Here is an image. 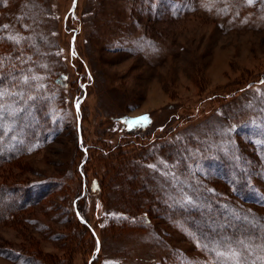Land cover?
<instances>
[{"label": "rangeland", "instance_id": "1", "mask_svg": "<svg viewBox=\"0 0 264 264\" xmlns=\"http://www.w3.org/2000/svg\"><path fill=\"white\" fill-rule=\"evenodd\" d=\"M1 36L41 57L23 77L56 130L0 91L2 137L25 135L0 167L20 205L0 210V264H90L77 199L91 264H264V0H4ZM143 114L149 142L118 122Z\"/></svg>", "mask_w": 264, "mask_h": 264}, {"label": "trees", "instance_id": "2", "mask_svg": "<svg viewBox=\"0 0 264 264\" xmlns=\"http://www.w3.org/2000/svg\"><path fill=\"white\" fill-rule=\"evenodd\" d=\"M3 1L4 0H0V5L3 4ZM0 40H1L0 48H3V50L0 51V91L12 92V93L16 92L18 95L17 97H20L21 100L24 102L23 108L21 109V115L24 116L29 122L34 123V121L35 122L37 121L39 125L41 126V132L53 133L56 130L55 123L53 124L51 122V119L48 118L47 109L46 108L44 109L42 106V104H44L45 101L42 100L43 96L41 94V91L38 89V85L35 84L34 81H32V79H30L31 77H29V75L31 74H29L26 78L23 77L24 74L27 75L29 71H33L38 67V63L41 60V57H38V53L34 51L31 44H27L26 47L22 45L23 47L22 49L20 46H11V44L8 43L9 39L6 38L5 36H1ZM34 53L36 54L34 55ZM42 56L44 57V55ZM63 79H64V75L60 74L56 79V83L60 84V82L63 81ZM260 79L262 80V77H260ZM86 94H87V88L85 84L84 83L82 84V81H80L78 84V88L76 92L74 93V98L72 100V104H74L73 105L74 111L79 112L81 101L86 96ZM38 109L41 110L42 112V115L40 114L41 118L39 120H37L38 119V111H37ZM144 116L147 117V121L139 119ZM79 120H81L80 117H79ZM118 120H119L118 122L122 125L125 132L132 131V130H143L145 131L144 132L145 136H147V138H145L144 140L146 142H149L152 140V138H149L150 132L147 129L153 123V120L150 119L146 114L136 116L134 118H126L125 116H121ZM12 123H13L12 127H14L15 124H18L20 128L22 126L20 122L18 123L17 119L16 121H13ZM26 123L28 122L26 121ZM163 128L164 127H162V129ZM162 129L159 131V133L161 134L165 132V131L162 132ZM2 133L3 132L0 129V167L2 164L12 162L13 159L18 158L23 153L24 147H25V142H23L25 135L23 138H21L19 135L23 133L22 128L18 132L19 134L10 133V134H7L6 137L4 138L2 137ZM11 136H14V138L12 140H9ZM18 138H20V140H18ZM33 138L34 136L31 135L26 141L30 142ZM11 145H16L15 147L13 146L15 149H13ZM7 147L12 148L13 150H9ZM149 152H151V149L149 150ZM167 152L170 153V150H167ZM140 159H142V157ZM99 186H100L99 181H96V180L92 181L91 184L89 183L88 185V193L90 192L91 194H94L96 189H98ZM26 187H28L29 189L24 188L23 190L25 193L21 195V197H23L21 199V202H24V205L25 203L27 204L30 203L28 197H30L32 193L30 192L32 187L30 188L29 185ZM17 190H18L17 185L8 186L3 183H0V210L2 212H5V210L7 209L6 207L13 209V210H16L20 207V205H16L14 202L10 201L9 203H5L2 200V194L4 192L6 191L17 192ZM139 190H141L139 192L140 193L139 195H141L142 192L146 191V186H143V187L141 186ZM32 191L36 192L33 189ZM146 192L148 193V191ZM36 194L37 192L32 194V196H34L33 198H31L32 200H35L37 196ZM38 194H41V192ZM147 197L151 198L150 195ZM78 201L79 199L73 202L74 216L76 220L78 221V223H80L81 225L85 226V228H87L94 242V248H92L93 253L91 254L92 260L89 262L91 264L93 259L96 257L98 253L97 245L98 243L99 244L101 243V238L96 232V230L94 229V227L90 224V222L84 216V211L79 210L78 204H77ZM120 211L124 212L122 210ZM128 218L129 220L132 221V223H135V222H138L137 219L139 217L134 215ZM144 218H146L145 220L148 219V217H144Z\"/></svg>", "mask_w": 264, "mask_h": 264}, {"label": "snow or ice", "instance_id": "3", "mask_svg": "<svg viewBox=\"0 0 264 264\" xmlns=\"http://www.w3.org/2000/svg\"><path fill=\"white\" fill-rule=\"evenodd\" d=\"M247 2H248V3H252L253 0H247ZM4 27H7V26H4ZM2 95H3V93H0V96H2ZM0 108H2V106H0ZM139 119H140V120L147 121V117H146V116L141 117V118H139ZM232 254H233L234 257L237 255L235 252H233Z\"/></svg>", "mask_w": 264, "mask_h": 264}]
</instances>
